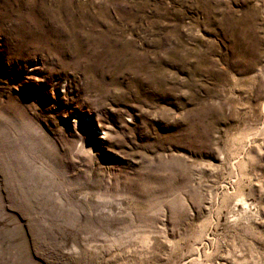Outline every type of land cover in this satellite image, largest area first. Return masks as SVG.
Returning a JSON list of instances; mask_svg holds the SVG:
<instances>
[{
	"label": "rangeland",
	"instance_id": "rangeland-1",
	"mask_svg": "<svg viewBox=\"0 0 264 264\" xmlns=\"http://www.w3.org/2000/svg\"><path fill=\"white\" fill-rule=\"evenodd\" d=\"M0 264H264V0H0Z\"/></svg>",
	"mask_w": 264,
	"mask_h": 264
}]
</instances>
